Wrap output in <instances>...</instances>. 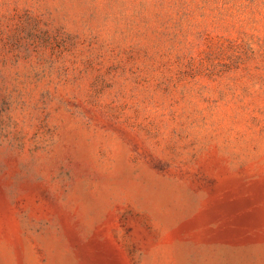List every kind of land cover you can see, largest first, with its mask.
Segmentation results:
<instances>
[{
  "label": "rangeland",
  "instance_id": "1",
  "mask_svg": "<svg viewBox=\"0 0 264 264\" xmlns=\"http://www.w3.org/2000/svg\"><path fill=\"white\" fill-rule=\"evenodd\" d=\"M0 264H264V0H0Z\"/></svg>",
  "mask_w": 264,
  "mask_h": 264
}]
</instances>
